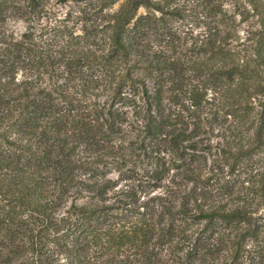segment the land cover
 I'll use <instances>...</instances> for the list:
<instances>
[{
    "label": "trees",
    "instance_id": "1",
    "mask_svg": "<svg viewBox=\"0 0 264 264\" xmlns=\"http://www.w3.org/2000/svg\"><path fill=\"white\" fill-rule=\"evenodd\" d=\"M0 264H264V0H0Z\"/></svg>",
    "mask_w": 264,
    "mask_h": 264
},
{
    "label": "rangeland",
    "instance_id": "2",
    "mask_svg": "<svg viewBox=\"0 0 264 264\" xmlns=\"http://www.w3.org/2000/svg\"><path fill=\"white\" fill-rule=\"evenodd\" d=\"M52 11L55 13V16H57L58 18H61L65 15V13L70 9V6H60V5H52ZM197 21H200L198 19V15L197 18L194 19L191 17L188 18H184V20H178L175 22V25L179 28V31L182 32H186L188 30H193L194 33H197L200 29L196 28L197 27ZM8 28L13 31L15 34H20V32H22L24 30V24L22 23H18V22H10L8 23ZM135 162H136V168L137 171L139 173H142L146 167L148 166V160L146 157H148L149 155L144 152V150H137L135 152ZM113 178H116V175L113 174L112 175ZM122 184H120L115 190H118L120 188ZM114 191H112L109 194H113Z\"/></svg>",
    "mask_w": 264,
    "mask_h": 264
}]
</instances>
